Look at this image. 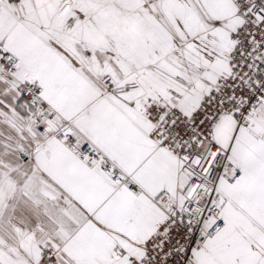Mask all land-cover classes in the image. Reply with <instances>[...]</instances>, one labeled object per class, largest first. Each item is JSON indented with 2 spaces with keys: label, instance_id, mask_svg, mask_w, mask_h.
Listing matches in <instances>:
<instances>
[{
  "label": "snow or ice",
  "instance_id": "snow-or-ice-1",
  "mask_svg": "<svg viewBox=\"0 0 264 264\" xmlns=\"http://www.w3.org/2000/svg\"><path fill=\"white\" fill-rule=\"evenodd\" d=\"M0 264H264V0H0Z\"/></svg>",
  "mask_w": 264,
  "mask_h": 264
}]
</instances>
